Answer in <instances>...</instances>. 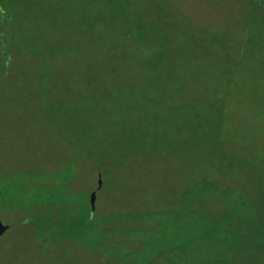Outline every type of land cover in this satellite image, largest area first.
Segmentation results:
<instances>
[{"label":"rangeland","instance_id":"rangeland-1","mask_svg":"<svg viewBox=\"0 0 264 264\" xmlns=\"http://www.w3.org/2000/svg\"><path fill=\"white\" fill-rule=\"evenodd\" d=\"M257 12L0 0V264H247L246 196L264 188Z\"/></svg>","mask_w":264,"mask_h":264},{"label":"trees","instance_id":"trees-1","mask_svg":"<svg viewBox=\"0 0 264 264\" xmlns=\"http://www.w3.org/2000/svg\"><path fill=\"white\" fill-rule=\"evenodd\" d=\"M252 1L254 2L255 6L257 5V7L262 13L264 11V1L263 0H252ZM259 14H260L259 12L256 13V16H254V21L255 20L259 21L261 19L264 22V15L260 14L261 17H259L258 16ZM165 168H164V171H168L169 173V169L167 168L165 169ZM102 171L103 169L97 168L96 173L102 174ZM95 178L98 179L97 174ZM95 183L96 185H95L94 190H96L97 188V182ZM104 186H105V182L102 180L101 189ZM250 193H253L252 189L248 190L247 196H246L247 203H248V211L251 212L252 217L258 214V212L262 211V213L260 217H258L257 220H254V218L252 217L247 219L250 222L249 227L252 228V231L248 235L249 247L247 251L249 252V255L247 257V264H264V188L260 189L257 196H255L253 193V196L251 197ZM93 210L90 208L88 197H87L86 202H85V216L83 219L84 223L90 222V214Z\"/></svg>","mask_w":264,"mask_h":264},{"label":"water","instance_id":"water-1","mask_svg":"<svg viewBox=\"0 0 264 264\" xmlns=\"http://www.w3.org/2000/svg\"><path fill=\"white\" fill-rule=\"evenodd\" d=\"M102 186V181H101V177L98 176L97 179V188L96 190L92 191L89 196H88V202L90 205V208L93 210L95 208V203H96V191H98ZM9 228L8 225L3 224L0 221V236L3 235V233Z\"/></svg>","mask_w":264,"mask_h":264}]
</instances>
